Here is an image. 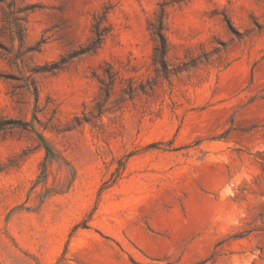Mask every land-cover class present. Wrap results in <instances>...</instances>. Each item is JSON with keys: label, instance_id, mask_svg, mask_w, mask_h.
<instances>
[{"label": "rangeland", "instance_id": "obj_1", "mask_svg": "<svg viewBox=\"0 0 264 264\" xmlns=\"http://www.w3.org/2000/svg\"><path fill=\"white\" fill-rule=\"evenodd\" d=\"M163 1L17 0L35 5L27 45L45 41L15 62L0 33V116L34 121L56 155L0 131V264H264V0H167L170 62L226 48L170 80L148 29ZM106 4L103 47L49 71Z\"/></svg>", "mask_w": 264, "mask_h": 264}, {"label": "trees", "instance_id": "obj_2", "mask_svg": "<svg viewBox=\"0 0 264 264\" xmlns=\"http://www.w3.org/2000/svg\"><path fill=\"white\" fill-rule=\"evenodd\" d=\"M171 2L167 0L159 4V9L155 12L154 18L148 21V29L151 31L154 40L156 42L154 47L153 59L154 63L157 64V71L165 79L170 80V76L173 74H178L182 71H187L191 68L197 67L198 64L203 62H208L214 53H220L223 49L215 48L213 51L202 50L198 54H190L185 57L184 60L179 63H172L169 60L170 43L167 36V16L168 7ZM35 7L34 4L26 5L23 7L17 6V0H0V33L1 36L8 35L13 42V47L15 48V42L18 41L19 47L18 51L14 55V60L21 57L24 51L41 50V45L45 41L44 39L38 42L36 45H27V27L26 23L28 21L29 10ZM113 11L112 4H106L101 11L96 12L92 18V35L85 42L82 43L77 49L68 52L66 55L62 56L59 61L53 62L49 66V71L53 73L62 70L67 64L72 62V60L79 55L83 54H96L105 44L106 39L113 33V24L110 21V13ZM230 23V21H229ZM240 34V32H237ZM225 45V44H223ZM0 48H6L5 44L0 41ZM192 49H190L191 53ZM107 67L104 68L103 77L100 78L101 89L100 93L95 101V111H97V116H101L104 111L105 103L110 99L115 81L117 79L118 71L110 63H107ZM34 81L30 82L33 85V92L36 96V102L39 101L38 88L34 84ZM29 85V83H28ZM144 84L141 83L138 86L130 84L128 90L125 89L126 93L132 96V94L138 90H144ZM34 119L39 120L37 113H34ZM86 121L88 119L85 118ZM12 127H23L26 129H32L37 132V135L46 149L47 156H55L56 152L47 139V137L37 130H35L34 121L22 120L17 118H11L7 116H0V131L6 128ZM153 145V144H152ZM47 165L43 163V171L41 179L46 177Z\"/></svg>", "mask_w": 264, "mask_h": 264}]
</instances>
